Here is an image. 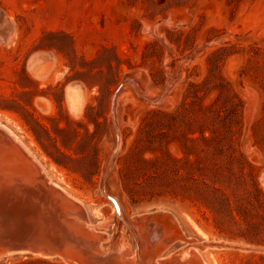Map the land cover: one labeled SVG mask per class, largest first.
<instances>
[{"label":"rangeland","instance_id":"rangeland-1","mask_svg":"<svg viewBox=\"0 0 264 264\" xmlns=\"http://www.w3.org/2000/svg\"><path fill=\"white\" fill-rule=\"evenodd\" d=\"M0 124L113 253L142 242L119 198L177 227L158 258L264 264V0H0Z\"/></svg>","mask_w":264,"mask_h":264},{"label":"bare ground","instance_id":"bare-ground-1","mask_svg":"<svg viewBox=\"0 0 264 264\" xmlns=\"http://www.w3.org/2000/svg\"><path fill=\"white\" fill-rule=\"evenodd\" d=\"M117 139L120 140L119 135ZM56 186L24 143L10 129L0 124V255L24 251L48 252L51 255L61 253L66 246L70 251L82 255L84 264H206L194 249V255L184 254L181 257V261L190 259L186 263L179 262L180 255L178 258L177 255L174 256L177 259L158 258L175 241L176 237L173 235L177 232V227L162 228L159 224L156 227L151 215V218H135L131 222L127 213L123 212L119 198H115L113 202L115 215L128 223L131 231L136 229L142 242L139 253L131 252L129 246L124 244L121 247L119 245V251L113 253V249L103 245L108 240V235L92 226L86 209L76 207L81 204H75L74 200L76 206L69 207L71 198L66 193L59 192ZM149 230H152L150 234ZM145 232L150 236H146ZM210 245L227 246L214 242L205 243V246Z\"/></svg>","mask_w":264,"mask_h":264}]
</instances>
